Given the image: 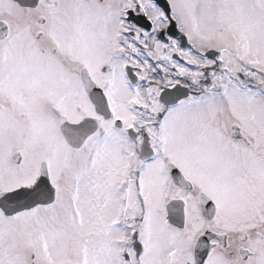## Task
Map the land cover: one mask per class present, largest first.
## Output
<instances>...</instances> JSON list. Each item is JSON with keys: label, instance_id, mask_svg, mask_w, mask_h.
I'll use <instances>...</instances> for the list:
<instances>
[{"label": "snow or ice", "instance_id": "snow-or-ice-1", "mask_svg": "<svg viewBox=\"0 0 264 264\" xmlns=\"http://www.w3.org/2000/svg\"><path fill=\"white\" fill-rule=\"evenodd\" d=\"M0 264H264V0H0Z\"/></svg>", "mask_w": 264, "mask_h": 264}]
</instances>
